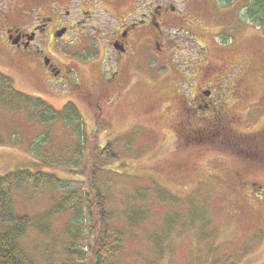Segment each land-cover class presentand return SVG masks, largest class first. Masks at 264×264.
Returning a JSON list of instances; mask_svg holds the SVG:
<instances>
[{
	"label": "rangeland",
	"instance_id": "rangeland-1",
	"mask_svg": "<svg viewBox=\"0 0 264 264\" xmlns=\"http://www.w3.org/2000/svg\"><path fill=\"white\" fill-rule=\"evenodd\" d=\"M70 1L37 2L41 13H47L54 3L67 8ZM90 1L94 0L82 1L86 10L92 9ZM98 1L101 8L115 6L113 0ZM134 1L119 4V10L131 9ZM172 1L180 10L189 11L190 17L180 15L189 19L184 29L196 32L194 39L189 31L167 28L175 43L185 47L186 42L191 52L198 54L194 80L205 88L206 67L224 68L223 86H218L220 78L213 77L211 81L217 85L213 89L217 93L225 90L223 96L233 103L232 113L242 116V121L235 124L236 133L261 145V151L264 135L252 134L264 129V29L247 17L249 0ZM180 16L171 24L178 25ZM27 21L29 17L24 24ZM135 58L137 65L123 80L130 81L126 96L110 105L105 100L115 90L104 89L99 64L83 66L80 76L85 89L95 92L94 100L106 104L100 110L79 93L46 87L39 63L23 64L0 47V72L10 76L15 89L40 96L56 110L76 104L87 139L85 148L80 149V159L75 161L74 152L83 134L78 135L74 121L44 123L34 117L37 114L27 100L15 95L7 100L0 98V176L25 169L54 173L61 184L68 180L78 184L84 174L90 183L101 147L111 142L119 158L111 159L110 170L125 174L123 178L112 175L115 180L109 182L101 176V183L98 181L105 185L113 222L125 232L121 253L112 264H264V160L249 161L245 157L249 153L238 152L247 149L238 146V141L228 148L218 146L215 139L190 144L176 123L183 115V102L188 101L185 97L193 102L191 77L179 81L182 78L171 75L154 60L148 62L151 58L145 50ZM112 60L100 64L105 77L111 72ZM2 92L0 87V96ZM193 122L198 126L204 123L203 118ZM86 162L88 171L83 173ZM88 188L87 184L85 191ZM61 196L60 189L44 187L35 191V196L18 197L15 204L22 211L41 214L56 205L55 199ZM71 217V212L54 215L52 233L45 236L32 230L23 245L42 264H58L67 257L66 228ZM129 218L135 224H130ZM95 238L90 239L92 245ZM87 244L85 241L84 246L89 248ZM87 251L91 256V248ZM90 256L86 263H92Z\"/></svg>",
	"mask_w": 264,
	"mask_h": 264
},
{
	"label": "flooded vegetation",
	"instance_id": "flooded-vegetation-1",
	"mask_svg": "<svg viewBox=\"0 0 264 264\" xmlns=\"http://www.w3.org/2000/svg\"><path fill=\"white\" fill-rule=\"evenodd\" d=\"M37 1L0 0V47L23 64L33 66L39 63L40 78L45 77L46 87L79 93L84 99L87 98L85 101L89 104L102 110L106 104L119 103L126 96L130 81L124 82V77L137 65L135 55L145 50L151 58L148 62L154 60L171 75L183 79L179 81L189 80L187 78L191 77L193 102L185 97L188 101L183 102V115L176 123L183 138L190 144L215 139L214 143L227 148L238 141V146L247 147L238 152L244 155L245 152L249 153L245 156L249 161L258 163L259 160H264L261 145L246 141L238 135L239 132L236 133L235 124L242 121V116L232 113L233 103L223 96L226 94L225 90L220 89L217 93L213 89L216 85L211 81L213 77L220 78L218 86H223L224 68L208 65V73L204 76L207 86L200 87L194 80L197 74L193 69L200 60L198 54L192 53L191 46L186 42L185 47L175 43L172 34L167 32V28L185 30L184 22L189 20L181 18L182 15L188 16L189 11L184 8L180 10L174 4L175 1L135 0L131 9L119 10L118 7L126 0H113L115 6L111 9L101 8L100 2L94 0L90 1L92 9L86 10L83 0H71L67 8L54 3L47 13H41ZM179 16L180 23L176 26L171 24ZM27 17L29 21L24 24ZM84 27L86 30H81ZM87 30H91L88 32L90 35ZM186 31L191 36L196 33L190 29H186L185 33ZM83 38H87L86 41ZM193 38L196 39L194 36ZM109 54L112 56L109 57ZM102 60L107 64L112 60L111 72L106 77L100 67ZM94 64H99L98 72L105 82L104 89L115 90L111 97L106 98V104L102 100H94L95 92L85 89L84 80L80 76L83 66ZM201 118L204 123L199 126L194 124V120ZM262 135L264 129L252 134L254 137ZM231 136L235 138H230Z\"/></svg>",
	"mask_w": 264,
	"mask_h": 264
},
{
	"label": "trees",
	"instance_id": "trees-1",
	"mask_svg": "<svg viewBox=\"0 0 264 264\" xmlns=\"http://www.w3.org/2000/svg\"><path fill=\"white\" fill-rule=\"evenodd\" d=\"M246 15L256 25L264 29V0H249ZM0 87L3 89L0 98L7 100L9 96L15 95L18 99L27 100L32 105L33 112L37 114L34 117L41 119L44 123L56 119L74 121L77 125L78 135L83 134L74 152V160L80 159V149L85 148L87 139L82 121H80L82 118L79 110L73 103L67 104L63 110H56L45 99L32 97L16 90L10 76L1 72ZM44 138V141H47L48 138L46 139V136ZM101 149L100 158H96L100 160L90 174V183L86 182L84 174H82L83 180H77L78 184H75L76 181L70 180H65L66 182L61 184L62 182L54 173L32 172L25 169L14 170L0 176V264H42L23 245L22 241L32 230L48 236L51 232V218L65 212H71L73 217L69 219L66 228L69 236L66 246L67 257L63 261L60 259L58 264H89L88 261L86 263V260L90 256L87 251L90 248L92 252L90 259L93 260L91 264H112L113 260L121 253L125 232L113 222L112 210L108 206L109 197L105 192V185L104 187L99 185L101 183L99 178L102 176L107 179L106 182H109L115 180L111 178L112 175L117 174L118 177L123 178L125 174L122 171L123 174L110 170L111 159L119 158V154L114 151L111 142L103 145ZM38 150L41 152L40 149ZM58 162L59 160H56V163ZM60 162L62 164L63 160ZM88 166L89 163L83 167L81 172L88 171ZM87 184L89 188L85 191ZM44 187H49L52 191L60 189L63 195L55 199L56 205L54 204L51 209L41 214H31L16 206L15 199L22 198L21 196L27 198L29 194L35 196V191L44 190ZM90 194L93 195V198L90 197ZM129 221L130 224H135L134 219L129 218ZM93 236L96 238L92 245L90 239ZM85 241L89 248L84 246ZM54 256L56 255L54 254Z\"/></svg>",
	"mask_w": 264,
	"mask_h": 264
}]
</instances>
